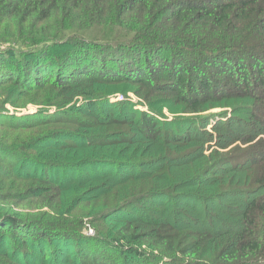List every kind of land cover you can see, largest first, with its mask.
<instances>
[{"label":"trees","instance_id":"trees-1","mask_svg":"<svg viewBox=\"0 0 264 264\" xmlns=\"http://www.w3.org/2000/svg\"><path fill=\"white\" fill-rule=\"evenodd\" d=\"M0 264H264V0H0Z\"/></svg>","mask_w":264,"mask_h":264},{"label":"rangeland","instance_id":"rangeland-1","mask_svg":"<svg viewBox=\"0 0 264 264\" xmlns=\"http://www.w3.org/2000/svg\"><path fill=\"white\" fill-rule=\"evenodd\" d=\"M109 91H111V95H110V101L112 103H115V102H120L121 100H118V98L120 99V97H126V100H127V103L129 104L128 101H131L133 104H134V107L140 111V110H154L152 108H150L149 104L144 102L142 99H140L139 97H137L136 95L133 94V91L129 90L126 88V85H122V86H113L109 89ZM170 102L169 101H165L163 102V107L162 108H159V110H157L156 108V114L158 115H161L162 117L160 118L162 121H175L174 122V127L177 129H183L184 127H186V124H184V121H180L181 117H183L184 119H189L191 117H198L199 115L197 116H194L192 114H186V113H182L180 111H178L177 109H172V107L170 105H168ZM118 105V104H117ZM9 110H10V113H14L13 111V108L8 106ZM37 107L36 106H33V105H29L27 107V109H25L24 111H22V113H19V114H24V113H32V112H36L37 111ZM21 111V110H19ZM224 112V111H227L228 112V115H232V106H221V107H215L213 109H211L210 111L208 112H213V113H218V112ZM208 112H205V113H208ZM201 116L204 115V113L200 114ZM222 117L220 115H217L211 124L208 125V130L211 131V128L213 126V124H216L218 121H220ZM233 124V123H232ZM221 142L218 141V139H213L210 144L207 145V148L206 149H209V151H207L206 153H210L211 151L213 150H222V145L220 144ZM236 143H234L232 146H234ZM170 167H169V170H174L176 171L177 175L180 176V178H182L186 171L189 169L188 166H180V168H178L177 166L173 165V163L171 162L170 164ZM183 181H181L180 183H183ZM171 201V200H170ZM168 202L169 204L171 202ZM207 219L209 220H213L214 218L211 217V216H208ZM95 230L94 228H90L87 233L88 234H94Z\"/></svg>","mask_w":264,"mask_h":264},{"label":"built area","instance_id":"built-area-1","mask_svg":"<svg viewBox=\"0 0 264 264\" xmlns=\"http://www.w3.org/2000/svg\"><path fill=\"white\" fill-rule=\"evenodd\" d=\"M126 99V97H120V99L118 98V100H124Z\"/></svg>","mask_w":264,"mask_h":264}]
</instances>
